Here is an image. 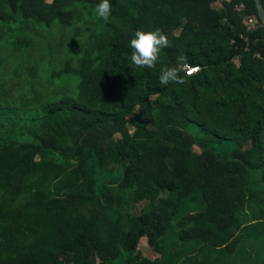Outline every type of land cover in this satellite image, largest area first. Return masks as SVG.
<instances>
[{
    "label": "trees",
    "instance_id": "16d2710c",
    "mask_svg": "<svg viewBox=\"0 0 264 264\" xmlns=\"http://www.w3.org/2000/svg\"><path fill=\"white\" fill-rule=\"evenodd\" d=\"M213 1L109 0L119 22L85 29L71 96L0 106V264H264V25L255 0ZM1 2L0 40L19 20L68 27L72 7H95ZM155 28L169 47L136 68L130 40ZM181 54L201 71L162 85Z\"/></svg>",
    "mask_w": 264,
    "mask_h": 264
},
{
    "label": "rangeland",
    "instance_id": "374dc122",
    "mask_svg": "<svg viewBox=\"0 0 264 264\" xmlns=\"http://www.w3.org/2000/svg\"><path fill=\"white\" fill-rule=\"evenodd\" d=\"M222 1L214 0L211 5L220 9ZM99 2L100 0H93L95 7ZM1 5L4 8L2 2ZM95 7L91 10L84 7L74 10L72 7L71 13L79 20L68 27L55 23L50 28H44L24 20L10 26V31L0 40V106L34 108L40 103L74 93L78 77L73 75L71 69L83 47L84 36L87 34L85 29L97 28V22H119V18H114L111 14L108 21L98 18ZM78 29L81 33L73 38ZM0 119V137L3 142L9 143L12 138L5 126V116ZM129 119L130 117L128 122ZM127 129L130 134L134 131L129 123ZM189 151L196 154L200 152L195 146ZM142 206L143 203L137 204L130 210L131 213H136ZM137 250L144 257L153 260L158 258L145 238H140Z\"/></svg>",
    "mask_w": 264,
    "mask_h": 264
},
{
    "label": "clouds",
    "instance_id": "9594fccd",
    "mask_svg": "<svg viewBox=\"0 0 264 264\" xmlns=\"http://www.w3.org/2000/svg\"><path fill=\"white\" fill-rule=\"evenodd\" d=\"M111 8L109 0H100L95 7V13L98 18L108 21ZM130 47L132 49L130 63L133 66L154 69L159 61L161 49L169 47V40L160 28L151 31L137 29L130 40ZM200 71L198 65H190L187 62V57L181 54L177 57L175 66L160 69L159 81L162 85H167L169 82L183 84L186 83V80L180 76L181 72H184L187 76H192Z\"/></svg>",
    "mask_w": 264,
    "mask_h": 264
},
{
    "label": "built area",
    "instance_id": "2783aa9c",
    "mask_svg": "<svg viewBox=\"0 0 264 264\" xmlns=\"http://www.w3.org/2000/svg\"><path fill=\"white\" fill-rule=\"evenodd\" d=\"M236 9L242 12L246 10V5L243 2H241L236 5ZM242 23L247 31H253L260 25L258 18L254 13L243 14Z\"/></svg>",
    "mask_w": 264,
    "mask_h": 264
},
{
    "label": "water",
    "instance_id": "95a60500",
    "mask_svg": "<svg viewBox=\"0 0 264 264\" xmlns=\"http://www.w3.org/2000/svg\"><path fill=\"white\" fill-rule=\"evenodd\" d=\"M255 2H256V6H257L258 16L264 25V9H263V6L261 4V0H255Z\"/></svg>",
    "mask_w": 264,
    "mask_h": 264
}]
</instances>
